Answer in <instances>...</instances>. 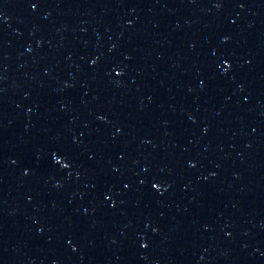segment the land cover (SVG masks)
Wrapping results in <instances>:
<instances>
[{"label": "water", "instance_id": "95a60500", "mask_svg": "<svg viewBox=\"0 0 264 264\" xmlns=\"http://www.w3.org/2000/svg\"><path fill=\"white\" fill-rule=\"evenodd\" d=\"M0 264H264V0H0Z\"/></svg>", "mask_w": 264, "mask_h": 264}]
</instances>
